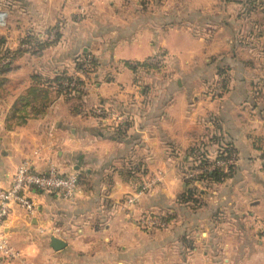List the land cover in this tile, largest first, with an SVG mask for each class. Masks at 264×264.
Segmentation results:
<instances>
[{
	"label": "crops",
	"instance_id": "0c3cea01",
	"mask_svg": "<svg viewBox=\"0 0 264 264\" xmlns=\"http://www.w3.org/2000/svg\"><path fill=\"white\" fill-rule=\"evenodd\" d=\"M262 2H9L8 15L13 5L34 21L10 28L8 19L0 28L9 51L0 64V188L28 161L43 173L77 172L79 191L67 200L31 190L32 214L13 204L3 232L18 257L0 255V264H264ZM29 31L54 42L39 54L26 51L36 44L22 42ZM84 54L93 64L75 96L52 85L42 110L30 100L13 116L32 75L73 77ZM160 54V63L143 65ZM219 81L218 97L209 88ZM98 108L127 114L126 136ZM223 144L235 160L225 179L185 177L191 146L215 160ZM138 163L144 172L127 175ZM186 188L195 202L179 201ZM147 212L165 215L168 226L141 227L136 219ZM51 237L65 246L53 249Z\"/></svg>",
	"mask_w": 264,
	"mask_h": 264
},
{
	"label": "built area",
	"instance_id": "2783aa9c",
	"mask_svg": "<svg viewBox=\"0 0 264 264\" xmlns=\"http://www.w3.org/2000/svg\"><path fill=\"white\" fill-rule=\"evenodd\" d=\"M32 44V42H31ZM30 47V45H26ZM81 62L77 68V75H74L71 81H63L62 85L67 87L76 86V78L83 75L88 68L91 67V57L85 55L78 58ZM162 55H155L149 58L151 63H160ZM98 114L109 117L115 126L122 129L127 127L128 119L130 118L123 112H108L102 108L96 110ZM234 158L231 156L227 159H215L214 163L210 165L207 170H212L218 166H227L234 163ZM206 169L196 167L185 174L188 179L197 177ZM149 185H142L137 192L129 195L125 200L127 206L135 204L139 197L146 193L149 189ZM31 190L45 191L50 194H54L62 199L72 200L79 191V176L77 172H70L64 174L57 170L56 167L51 166L46 172H39L34 170L28 161H23L18 165L14 174L12 175L11 184L7 188H0V255L9 259H15L18 257V252L12 247L6 234L3 232V224L5 219L11 210L13 204H17L23 208L27 213L32 214L35 211V204L29 195ZM137 223L145 228H166L168 223L166 220L153 213H145L137 217ZM264 233V227H262Z\"/></svg>",
	"mask_w": 264,
	"mask_h": 264
},
{
	"label": "trees",
	"instance_id": "16d2710c",
	"mask_svg": "<svg viewBox=\"0 0 264 264\" xmlns=\"http://www.w3.org/2000/svg\"><path fill=\"white\" fill-rule=\"evenodd\" d=\"M262 5H264V2H262ZM54 39L49 40L48 37H46V39L40 40L37 38V36L31 37L30 35H25L22 39V42H30L31 43L32 40H36L35 46H33L31 49L26 50V51H29V52L31 51V53H33V54H39L42 52L43 49H45L51 43H53ZM8 53H9V51L6 49L5 52L0 55V64H1V60L3 58H5L6 55H8ZM86 55H88V54H86ZM84 56H85V54H84ZM150 63L151 62H146V63L144 62L143 65L146 67H151ZM80 64H81V62L78 61L77 66L79 67ZM92 64H93V62L91 59V66H92ZM0 70H1V68H0ZM90 70H91V67L88 68L86 72H88ZM220 70L223 71L224 69H220ZM72 78H73L72 76L67 75L65 72H61L58 75L56 74L52 78H49V77L44 78L38 74L32 75L33 84L26 91L27 97L25 99H21V106L14 111L13 116L18 112L20 114L22 112L25 113L26 107L29 104L30 100L32 102H34V104L35 103L37 105L39 104L38 108H36V106H35L36 112L42 110L46 106V102L48 101V97H47L48 96V89H46V87L48 88V87H51L52 85L57 86L56 87V94L61 93V94H64L66 97H68V96L71 97L73 95L75 96L79 90V86L81 83L79 78H76V80H75L76 81L75 87H67V86L62 85L63 81H71ZM45 99H46V101H45ZM32 106L34 107V105H32ZM115 129H116L115 130L116 134H118L119 136H126L125 130L120 129L118 127H116ZM210 137L211 138H209V139L212 140V142L217 140V137L215 134L210 135ZM220 147L221 148L218 150L217 159L229 158L231 155V152H232L230 145L229 144H223V145H220ZM188 151H189V154L192 156V159L189 161L188 164L185 165L184 172L190 171L196 167L206 169V171L202 172L201 174H199L196 177L197 179L195 178L196 180H200V181L204 180L208 183L219 182V181H222L223 179H225L233 171V168H234L233 164L228 165L227 169H224L222 167H215L213 170L209 171V170H207V168L210 165H212L215 160L208 157L206 150L201 151L200 148H197L195 146H191ZM140 164L141 163H138L135 166L130 165L129 167H127L126 168V174L131 176V177L138 178L139 176L137 175V172H140V173L144 172L141 170ZM136 181H138V179ZM187 183L189 184V182H187ZM194 193L195 192H194L193 188H186V190L184 192L179 194L178 199L181 202H192V201L195 202L196 199L194 197ZM147 213H153L155 215L163 217L165 220H168L165 215L156 214L155 212H147Z\"/></svg>",
	"mask_w": 264,
	"mask_h": 264
},
{
	"label": "rangeland",
	"instance_id": "374dc122",
	"mask_svg": "<svg viewBox=\"0 0 264 264\" xmlns=\"http://www.w3.org/2000/svg\"><path fill=\"white\" fill-rule=\"evenodd\" d=\"M13 0H0V28L7 23V20L9 19L10 22H9V27L10 28H16L17 26H19L20 24L22 25V22H25V25L27 24V26L29 27L30 25H28L29 23L32 24V22L34 21V16H30V15H25V14H22V15H17V14H14V6L13 5H9L10 6V12H9V15L6 13V11L4 10V7L7 9V4H9V2H12ZM15 1V0H14ZM15 3V2H14ZM16 4V3H15ZM16 13V12H15ZM8 24V23H7ZM8 26V25H7ZM26 33V32H25ZM25 35H30L31 37L33 36H37L36 33H32V31L28 32L27 34ZM24 35V36H25ZM4 36L0 35V55L3 54L5 52V50L7 48L3 47V39ZM28 44H30V42H27ZM31 49V48H29ZM27 49V50H29ZM31 52V51H30ZM219 80H221V77H219ZM221 81L218 82L217 85H214L212 86V88L210 87L209 89H211V93L214 95V96H218L222 93V87H221ZM208 93V91H207ZM212 95V96H213ZM213 96V97H214ZM126 199V198H125Z\"/></svg>",
	"mask_w": 264,
	"mask_h": 264
},
{
	"label": "water",
	"instance_id": "95a60500",
	"mask_svg": "<svg viewBox=\"0 0 264 264\" xmlns=\"http://www.w3.org/2000/svg\"><path fill=\"white\" fill-rule=\"evenodd\" d=\"M51 247L55 250H60L65 246V242L57 237H51Z\"/></svg>",
	"mask_w": 264,
	"mask_h": 264
}]
</instances>
